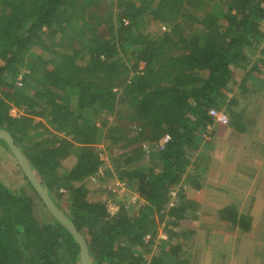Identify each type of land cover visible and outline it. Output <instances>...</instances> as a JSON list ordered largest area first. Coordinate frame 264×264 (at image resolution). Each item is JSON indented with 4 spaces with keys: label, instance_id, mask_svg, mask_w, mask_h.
<instances>
[{
    "label": "trees",
    "instance_id": "obj_1",
    "mask_svg": "<svg viewBox=\"0 0 264 264\" xmlns=\"http://www.w3.org/2000/svg\"><path fill=\"white\" fill-rule=\"evenodd\" d=\"M263 22L264 0H0V129L84 235L91 264H189L170 241L148 263L143 237L171 217L180 228L170 237L191 238L199 206L185 186L203 189L210 170L211 108L239 131L260 121ZM0 148L13 156L3 139ZM101 152L113 161L104 175L143 201L89 199V178L106 181ZM16 165L24 185L0 180V264H81ZM209 210L216 228H251L234 205Z\"/></svg>",
    "mask_w": 264,
    "mask_h": 264
},
{
    "label": "crops",
    "instance_id": "obj_2",
    "mask_svg": "<svg viewBox=\"0 0 264 264\" xmlns=\"http://www.w3.org/2000/svg\"><path fill=\"white\" fill-rule=\"evenodd\" d=\"M213 128L214 135L210 141H215V145L213 153L210 154L212 164L206 175H210L215 183H206L209 189H203L205 198L202 196L199 200L200 195L196 196L199 206L194 212L196 218L192 219V225L191 222L186 223L190 233L198 227L203 238L195 237L196 242L188 245V240L184 237L182 243L185 248L181 246L182 253L179 256L188 260L189 264L198 262L200 256L205 259L208 257V264H264V122L257 121L245 131L236 130L226 124H216ZM7 157L10 156L0 148V162ZM15 179L14 185L11 181L4 183L0 180L15 189L25 184L23 176ZM215 187L218 190H214ZM242 201L245 205L244 211L252 218L251 228L244 231L247 232L246 235L241 230L236 233L237 227L230 229L218 224L216 228V220H207L208 216L216 217L209 210L211 208L216 211L229 204L241 212ZM207 204H212L211 208ZM256 212L258 213L255 214ZM258 215L263 220L259 223L255 222ZM216 230L222 232L214 234ZM196 233L197 237L200 236ZM237 247L241 249V253H238ZM192 249L195 254L189 258Z\"/></svg>",
    "mask_w": 264,
    "mask_h": 264
},
{
    "label": "rangeland",
    "instance_id": "obj_3",
    "mask_svg": "<svg viewBox=\"0 0 264 264\" xmlns=\"http://www.w3.org/2000/svg\"><path fill=\"white\" fill-rule=\"evenodd\" d=\"M152 24H153V22L150 21V23L147 24V28L151 27ZM262 24L264 25V22ZM263 72H264V69H263ZM114 91L115 92H119L118 88L114 89ZM10 112H11L12 115H17L19 113L16 108H12ZM107 118L109 120H113V116L111 114H108ZM262 118L264 119V110H263V108L260 110V112L258 114V119L262 120V122H263L264 120ZM98 121L99 120H97V122ZM160 140L161 139H159V141ZM212 144L215 145V141H212ZM98 146H99L100 149H103V147H104L103 144H98ZM146 148H147L146 151H148L149 148L147 146H146ZM5 152L10 157H7L5 160L0 162V179L4 183H8L9 181H11V183L14 185L13 181L16 180L15 178H17L19 176L22 177V175L20 173H18V171H17V169H18L17 165H16L17 162L15 160H13L14 159L13 156L9 153V151L5 150ZM99 155H100V159L101 160L106 161V163L102 164L99 167V170H98L100 172L99 174L103 175L106 181L105 182H101L98 178H95L97 176V174L95 175V177L91 176L89 178V181L87 183V188L89 189V195H90L89 199L90 200H94V201L95 200L103 201V200H109L110 199L111 201H113L112 198H114L115 201H118V200L126 201L127 204H130L131 207H133L134 203H137L140 200L143 201V199H140L139 195L136 193L135 190H133V188L127 187L126 184H124L122 181L118 180L117 178H114L113 176H105L104 175V174H106L108 169L113 168V164H112L113 161L111 160L112 159V155H110V153H107V152L106 153H102L101 152ZM121 162L122 161H119V163H121ZM64 165L70 166L69 161H66L64 163ZM16 174H18L17 177H16ZM204 175L206 177H205V181L203 182L204 184L202 185V188L205 191V189L206 190L209 189L208 185L206 183L210 182V183L214 184L215 181H213V179H212V177L210 175H206V174H204ZM212 184H211V187H213ZM104 188H106L107 190L110 189V191L113 193V196H111V193L109 191H106ZM185 188H186L185 190L187 191V196L190 199H194V200L198 201L196 199L197 195H200V196H198L199 200L202 199V196L204 197L203 189L198 191V189L189 188V186H187V185L185 186ZM12 189H15V187H13ZM213 189L214 190H218V187L217 188L215 187ZM236 191H238V190H236ZM208 206H212V204H209ZM244 207H245V205H244V202L242 201V204L240 205L241 212L242 211L245 212L244 211ZM117 208H118V206L115 205V203L111 204V210H112L113 213H115L117 211ZM34 211L36 213H39V210H37L36 207L34 208ZM257 213L258 212H256L255 214H257ZM208 217L209 218H207V220L210 221V222H212V221L217 219L213 215L212 216H208ZM255 217H256V215H255ZM157 219H158V217H157ZM169 219H171V217H165L162 221H160L159 222V226H158L157 230L154 232L153 235L149 233V234L144 235V237H143L144 242L150 246V250H151V253H150L149 257H148V263H149V258L154 254V252L157 254L158 252L161 251V247H162L161 244L163 242H165V241H170L171 244L179 242L180 245L183 246V249L185 248V246H184L185 244L182 243L183 240H184V237H180V236H172V237H170V234L168 233V230L177 231L180 227L177 226V225H173L171 223H167V220H169ZM260 221H263V220H262L261 216L259 217V215H258L257 219L255 220V222L259 223ZM192 224L193 223L191 222L190 225H192ZM189 229L191 230L192 228L189 227ZM239 231H240V229L237 228L236 233L239 232ZM196 232H198V235H200V236L197 237V233ZM220 232H222V230H216L214 234H218ZM241 233H243V232H241ZM244 234L246 235L247 232H244L243 235ZM187 235L191 236V238L188 240V245H192V244H194L196 242L195 237L198 238V239L199 238L200 239L203 238V236H202L203 233L199 232L198 227H195V231H193V233H189ZM234 235H236V234L234 233ZM199 244H201V243H199ZM168 246L169 245L167 244L165 246V249H167ZM236 249H237L238 253H241V249L239 247H237ZM193 254H195V251L192 249L190 251V254L188 255L189 258L193 257ZM208 260H209L208 257L205 259V258H202L200 256V260L198 262H195L194 264H208L209 263ZM241 260H243V259H241Z\"/></svg>",
    "mask_w": 264,
    "mask_h": 264
},
{
    "label": "water",
    "instance_id": "obj_4",
    "mask_svg": "<svg viewBox=\"0 0 264 264\" xmlns=\"http://www.w3.org/2000/svg\"><path fill=\"white\" fill-rule=\"evenodd\" d=\"M0 139L5 140L23 174L26 176L27 180L30 182L36 193L39 195L40 199L42 200L48 211L51 213V215L60 224H62L74 237L75 241L80 247L81 264H91L88 244L84 235L55 204L48 190L41 184L28 158L14 142L12 135L5 129H0Z\"/></svg>",
    "mask_w": 264,
    "mask_h": 264
},
{
    "label": "built area",
    "instance_id": "obj_5",
    "mask_svg": "<svg viewBox=\"0 0 264 264\" xmlns=\"http://www.w3.org/2000/svg\"><path fill=\"white\" fill-rule=\"evenodd\" d=\"M18 84L21 85V79L18 81ZM209 114L215 118V121L219 124H227L228 123V117L225 113L221 111H217L214 108H211L209 110ZM169 140V135L166 134L162 137V139L159 141L162 145L166 143Z\"/></svg>",
    "mask_w": 264,
    "mask_h": 264
},
{
    "label": "clouds",
    "instance_id": "obj_6",
    "mask_svg": "<svg viewBox=\"0 0 264 264\" xmlns=\"http://www.w3.org/2000/svg\"><path fill=\"white\" fill-rule=\"evenodd\" d=\"M100 173V172H99ZM102 174V173H101Z\"/></svg>",
    "mask_w": 264,
    "mask_h": 264
}]
</instances>
